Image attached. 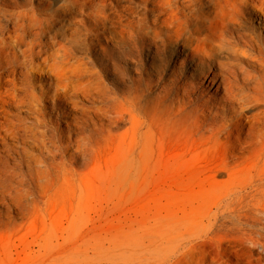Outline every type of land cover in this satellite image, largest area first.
Listing matches in <instances>:
<instances>
[{"label":"rangeland","instance_id":"1","mask_svg":"<svg viewBox=\"0 0 264 264\" xmlns=\"http://www.w3.org/2000/svg\"><path fill=\"white\" fill-rule=\"evenodd\" d=\"M181 1L0 0V42L10 41L18 20L36 49L38 41L49 51L60 45L64 57V64L36 58L28 77L20 68L2 75L13 81L0 82V178L32 173L37 198L22 217L0 193V264H236L245 257L228 220L244 203L258 204L264 217V138L217 133L236 118L216 85L198 89L205 122L197 111L177 116L169 98L158 97L163 80L176 76L156 65L183 56L172 42L155 59L141 34L136 49L118 50V41L133 45L120 23L162 29ZM257 19L247 26L264 45ZM99 96H111L115 112L101 113ZM35 109L62 146L52 166L40 143L22 136ZM113 114L119 123L108 126Z\"/></svg>","mask_w":264,"mask_h":264},{"label":"bare ground","instance_id":"2","mask_svg":"<svg viewBox=\"0 0 264 264\" xmlns=\"http://www.w3.org/2000/svg\"><path fill=\"white\" fill-rule=\"evenodd\" d=\"M201 1L203 3L197 6ZM250 7L252 9H249ZM258 11L261 12L263 21L259 20ZM253 16L258 18L257 21L261 24L259 28H264V0H182L169 16L164 18L165 25L162 29L146 25L142 29L144 24L134 19L129 22L130 25L120 23L118 28L123 36L133 40V45L127 47L118 41V50H122V47H125L127 52L136 49L137 41L134 38L141 34L151 40L155 51L150 59H155L161 52L158 51L159 47L168 41L172 42L180 47L179 51L183 56L151 66L155 69V65H165L176 76L174 80H163L164 84L159 91L163 94L159 93L158 97H168L177 116L188 117L197 111V116L205 122L208 117L203 112L204 108L203 111L198 108L205 102L204 92L198 89L205 84L211 87L216 85V88L223 90V99L235 106L231 107V111L236 118V122L217 128V133L225 138H264V45L260 43L261 36L255 31L251 32L247 26ZM103 18L99 16L98 21ZM30 33L32 32L27 30L23 22L12 21L10 41L0 42V55H4L6 60H0V82L7 81L12 84L13 79H4L2 75L14 77L19 68L23 70L24 76L28 77L36 58L53 56L63 63L62 46L49 51L48 47L42 46L38 41L36 49ZM137 60H134L137 65H143L141 59ZM115 69L119 70L117 65ZM72 75L68 73L66 77L71 78ZM167 85L170 87H166ZM77 88L73 84L72 89ZM136 91L140 92L134 97L140 100L143 90L137 88ZM68 94L69 92H66L63 96ZM111 98L100 97L102 104L98 110L101 113L113 111L111 109L114 101ZM3 102L5 100L0 96V107H3ZM251 108H255V112L247 115L246 110ZM33 113L36 114L33 120L21 128L22 136H28L33 142L40 143L42 151L46 153L45 166H52L62 146L58 144L55 129L42 118V112L35 109ZM94 114L97 115V112ZM109 118L108 126L119 123L117 114L110 115ZM8 133L17 134V129H11ZM96 133L93 131L91 136ZM21 139L25 141L24 138ZM19 177L0 178L3 181L0 185L5 188L0 193L7 194L9 200L21 210L23 217L35 201L34 175L29 172L28 178ZM260 211L258 204L244 203L237 210V214L228 220L241 235L245 249V257L236 260V264H264V217L259 215Z\"/></svg>","mask_w":264,"mask_h":264}]
</instances>
